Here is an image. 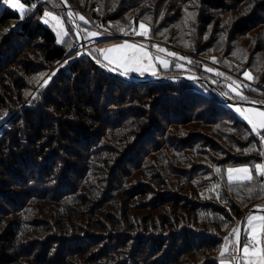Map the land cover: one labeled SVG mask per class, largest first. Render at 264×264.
<instances>
[{
  "label": "trees",
  "instance_id": "16d2710c",
  "mask_svg": "<svg viewBox=\"0 0 264 264\" xmlns=\"http://www.w3.org/2000/svg\"><path fill=\"white\" fill-rule=\"evenodd\" d=\"M190 2L198 4L195 13ZM249 3L260 8L257 11L264 9V0H86V14L105 29L115 23L129 29L149 21L153 37L159 32L166 36L168 31L170 39L180 34L189 39L197 30L203 34L202 42L194 41L191 52L203 57L208 48L225 45L219 40L221 31L245 35L258 25L255 13L243 17L240 5ZM236 7L237 21L222 25L229 9ZM40 15L41 10L35 9L21 18L19 11L0 4V118L14 114L11 129L0 137V264H174L185 254L195 264H219L216 253L224 239L231 237L250 208L264 207L263 177L250 185L229 184L223 174L226 165L264 161L260 136L235 117L233 104L206 83L126 82L99 69L86 55L62 67L47 87L39 89L35 106L21 108L23 91L32 87V77L71 52V43H59ZM201 70L211 74L204 66ZM204 79L216 88L207 76ZM175 96L180 97L174 100ZM172 101H183L177 116L184 119L190 113L184 122L209 123L216 121L217 114L224 120L232 114L234 125L228 124L226 133L231 148L221 147L210 135L198 137L212 146L206 143L200 148L225 156L212 158L222 171L221 178L211 179L218 191L211 196L230 205V213L211 201L182 199L181 174L192 180L197 174L216 171L201 162L183 169L163 151L166 140L159 137ZM151 110L162 123L149 117ZM205 113L209 119L202 117ZM198 138L182 139L178 151L193 149ZM144 140L150 146L145 147ZM234 147L239 152L232 153ZM153 153L157 156L150 157ZM140 155V163L126 167ZM15 187L22 191L16 192ZM33 201L54 207L41 212ZM191 224L197 227H186ZM244 240L243 236L242 244Z\"/></svg>",
  "mask_w": 264,
  "mask_h": 264
},
{
  "label": "rangeland",
  "instance_id": "374dc122",
  "mask_svg": "<svg viewBox=\"0 0 264 264\" xmlns=\"http://www.w3.org/2000/svg\"><path fill=\"white\" fill-rule=\"evenodd\" d=\"M66 0V2L69 4L72 12L75 15L76 20H77V25L79 26V30L81 31L83 43H80V38L79 35L76 33V26L72 23L67 11L64 8L63 1L61 0H18L19 4H22L23 7V12L24 14L27 11L33 12L35 9L38 12V10H41V15H40V20L45 24L47 27L51 28L53 32L56 34L58 41L61 39L63 40L62 43L67 42L66 44H70V53L69 55L62 60L61 62H58L56 65L52 66L51 68L47 70H41L37 72L33 77H32V87L29 89H25L23 91L22 97H23V107L25 106H35L34 101L38 97L39 89H42L44 87H47L52 81L54 76L57 74V72L62 68L66 67L70 62L73 60L79 58L80 56L84 55L82 52V46L83 48H86L87 52L91 55V57L101 64L111 68L112 71L115 73L121 75V72L123 69L121 67H117L115 64H109L108 61L104 58L102 55V50H107L109 48L114 47L117 44H121L125 41L129 43H135L139 45H143L148 52L151 53L153 60H152V65L154 66L156 75H152V68L148 67L147 61L144 62V70L143 74H141L139 71L136 72H128L126 75H121L125 77H130V78H136V77H142V80H136V82L132 83H141V84H158V82H153V81H146L147 78L153 79V80H158V79H163L167 78L169 79L167 82H164L165 84H170L172 82L179 83V82H185L181 81V77H193L195 80L194 81H201L204 80V76H207L215 85L216 88H218L221 92L223 91L226 93L227 97L233 101V105H230V109L233 113V115L242 121L248 122L243 119V117L236 111L237 108H240L242 110H249V109H257L260 111H264L263 108L255 106L254 104H247L248 102H255L258 104H264V9L257 11L259 9H254V6H251V3L247 5H240L243 8L244 15L243 17L250 16L251 14L255 13V16L259 19L258 25L256 27H252V29L245 35H235L231 36L230 30L227 31H221V36L220 39L224 44H220L218 46H214L211 48H208L205 52L202 53L203 57H196L194 53H192V43L196 40H198L200 43L202 42L203 34H198L197 30L195 32H192V38L190 37L187 39V37H184L183 35H176L173 39H170L171 37L168 36V31H166V36L165 32H159L157 36L153 37V30L151 31V28L149 27V21H143V23L150 29V33L148 38L137 36L134 34L130 35H124L119 29L123 28L126 31L131 32V28L135 27L137 30H139V25L133 24L131 25V28L128 29V27L124 26V23H115L112 25L107 26V28H103L98 23H94L89 20L87 17L89 14V8L86 5V0ZM0 4H2L4 7L6 5H9L11 8H13L7 0H0ZM257 4V3H256ZM33 5L35 7H33ZM167 6V5H165ZM188 6H191L190 10L192 13H195V9L198 6V4H194L190 2ZM187 7V6H185ZM87 8V9H86ZM14 10H17L21 13V9L19 8H13ZM251 9V10H250ZM167 11V8H165ZM175 10V9H174ZM173 10V13H174ZM51 12L53 15L58 16L62 21H63V30L68 31L67 36H58L57 32L61 31V28L55 24L54 21H52L50 18L49 23H44V12ZM164 11V13L168 12ZM250 13H247V12ZM176 12V11H175ZM87 13V14H86ZM215 14L218 12H214ZM240 13L239 7L229 9V11L226 13L225 19L222 21V25H231V21H237L235 18V15H238ZM79 16H83L89 23L85 24L84 21L79 19ZM101 18V17H99ZM102 19V18H101ZM124 20V19H123ZM125 22V21H124ZM91 23V24H90ZM127 24V23H125ZM128 25V24H127ZM221 25V26H222ZM157 24H155V27ZM90 32H96L99 35L95 38L89 37L88 33ZM219 38V35L217 36ZM74 41V42H71ZM61 43V42H59ZM73 43V44H72ZM153 45H157L160 48L167 49L169 52H175L178 54V56H183L187 59L185 60H180L177 59L176 57L168 56L166 53L162 52H157L156 48L153 47ZM226 49H228V54L226 52ZM112 56L117 55L116 53L110 54ZM156 57H160L163 60L168 61V67H164L162 63H160ZM199 58V59H198ZM213 59H215L216 63H213ZM191 61L189 63L188 61ZM200 61L203 62L202 66L200 65ZM207 67V68H212L214 69L213 72L204 73L201 70V67ZM177 68V69H175ZM104 71V70H103ZM220 72L223 73L221 76L215 75V72ZM107 72V71H104ZM245 72H250L253 79L248 80L245 79L244 73ZM54 73V75H53ZM109 73V72H107ZM202 73V74H199ZM110 74V73H109ZM207 74V75H206ZM50 77V79H49ZM203 77V78H202ZM227 77H230L231 79H227ZM201 79V80H199ZM47 81V83H45ZM233 81H236L237 84H239L241 87L238 89L240 91L241 95L238 96L235 91H232L229 88V85L233 83ZM207 82V81H206ZM163 83V82H162ZM205 83V82H203ZM199 85V84H197ZM208 85V84H207ZM186 86V85H185ZM201 87V85H199ZM199 86H196L197 91H201L202 88ZM235 87V85H233ZM158 95V94H157ZM159 96V95H158ZM161 96H159L160 98ZM180 96H175L174 100H178ZM242 97H246L247 99H244ZM155 99V98H154ZM153 99V100H154ZM152 100V102H154ZM182 102L183 101H172L169 104L172 107L169 113V117L166 119L167 122H163L164 124V134L159 137V139H162L165 137L166 143L164 144V149L163 151H167L172 159L174 160V164H176L178 167H181L183 169H192L194 166L195 162H201L203 163V166H208V170L210 171L211 168L215 169L217 168V163H214V159H221L222 157H225L224 155H218L214 152H210L209 150H206L205 147H201L200 145L209 144V140L207 139H202L198 138L200 137L201 133H204L205 136L210 135L212 139L215 141H218L221 144V147L224 148H231L230 145H227L230 140L228 136H226V133L228 132L229 128L227 127L228 124L234 125V122L230 116L224 120L223 116L221 114H217L215 117L216 121L213 122H204L202 120H191L184 122L186 118H189L190 113H186L184 116V119L182 117H179L176 114V111L179 109V107H182ZM247 102V103H246ZM186 105V102L184 103V106ZM20 108V109H21ZM159 115L153 114V111L151 110L149 117L156 119L158 123H162V118L158 117ZM14 117V114H9L7 116L1 117L0 118V137L5 129H11V121L12 118ZM205 119H209L208 114H203L202 116ZM177 122V123H174ZM249 125V124H248ZM251 127V125H249ZM241 127V126H238ZM163 128V129H164ZM184 129H189L185 131ZM191 132V133H189ZM224 133V134H222ZM153 137H155V134H151ZM173 135L177 136L179 135V138H172ZM191 135H195V137H190ZM151 138V137H150ZM149 138V140H150ZM194 138L200 139V142L195 145L193 149L191 148H186L183 150L177 149L178 144H182L181 140L182 139H189L193 140ZM149 140H144V146L146 147L147 145L150 146ZM164 142V141H163ZM260 142L263 145V153H264V142ZM209 147L212 148L211 144H209ZM239 148L234 147L232 149V153L239 152ZM202 153V154H201ZM150 157L157 156V153L149 154ZM162 155H160L161 157ZM187 156L190 158L189 160L191 161V158L194 159L191 162H188L187 159L185 158ZM264 156V154H263ZM142 155L138 157V159L133 160L134 163L132 165L129 163H126V167H131V166H136L138 163L141 162L142 160ZM212 158H214L212 160ZM169 162V161H168ZM147 162L144 163L146 166ZM257 164H264V161H259V162H251V163H244L240 165H226L223 171L224 174V180L228 183L227 181V174L226 170L228 168H241V167H249L253 169V176L254 179L256 177H260L256 175L255 173V165ZM27 170L29 171L30 169ZM222 168V167H221ZM220 168V169H221ZM39 169L36 168L35 171ZM37 171V172H38ZM222 171V169H221ZM221 173V172H220ZM136 174V171H135ZM208 175L200 176L196 175L192 180L187 177L185 174H181V176L178 178L180 179L185 186V189L182 192V199H195V200H200V201H206V203H215L217 206L222 207L227 213L231 212L230 205H222L219 199H217V196H211L212 192H218L217 187L215 184L213 185L212 178L218 179L219 174L216 172H209L206 173ZM177 178L176 176H173ZM221 178V177H220ZM264 178V177H263ZM206 179H210L211 183H208ZM19 182V181H18ZM129 182V180H128ZM130 183V182H129ZM232 184H239V183H232ZM22 191L20 188L15 187L13 190ZM58 194V193H56ZM220 194V193H219ZM201 196V197H200ZM33 206L39 211L42 212L43 209L45 208H51L54 207V204L52 203H45L42 202L41 204L36 203V201H33ZM256 207H263V206H256ZM51 210V209H49ZM39 212V214H41ZM254 213V212H253ZM252 214V213H251ZM257 215H261L264 213H256ZM242 220V219H241ZM240 224H237V226ZM225 230L229 228L228 222H225L222 224ZM236 226V227H237ZM189 228H195L197 225L193 224L186 226ZM212 227H215L212 225ZM201 227L198 225V231H201ZM222 232V234H225L226 231ZM244 230H246V225H244ZM181 233L183 231H180ZM243 233L241 234L242 238ZM229 239H232V237H229ZM248 241L246 240L245 243ZM181 245H183L181 243ZM223 247V246H222ZM221 247V249H222ZM216 253L217 255H219ZM220 257V256H218ZM217 257V258H218ZM160 259V256L157 258V260ZM179 262H176L174 264H195L190 259L194 258L190 255H182L179 258ZM155 260H152L155 263ZM235 264V262H234Z\"/></svg>",
  "mask_w": 264,
  "mask_h": 264
},
{
  "label": "snow or ice",
  "instance_id": "6c2138e0",
  "mask_svg": "<svg viewBox=\"0 0 264 264\" xmlns=\"http://www.w3.org/2000/svg\"><path fill=\"white\" fill-rule=\"evenodd\" d=\"M7 2L13 8L21 9V18H23V5L19 4L18 0H7ZM66 2V0H65ZM33 7H35L33 5ZM69 17H72L73 14L69 12ZM191 17V14H189ZM44 23H49L50 18L52 21L55 22L57 26L61 28V31L57 32L58 36H67L68 31L63 30V21L56 15H53L51 12H44ZM79 19L84 21L85 24L89 23L83 16H79ZM124 35L134 34L137 36L148 38L150 29L141 22L139 24V30L135 27L131 28V32L126 31L123 28L119 29ZM99 34L96 32L88 33L89 37H97ZM58 42H63L61 39ZM156 48L157 52L166 53L168 56L176 57L180 60H185L187 58L183 56H178L175 52H169L167 49L160 48L157 45H153ZM116 53L117 55L112 56L110 54ZM102 55L108 61L109 64H115L117 67H121L123 71L121 75H126L128 72H136L139 71L143 74L144 70V62L147 61L148 67L152 68V75H156L154 66L152 65L153 57L150 52L146 50L143 45L129 43L127 41L117 44L112 48L107 50H102ZM156 59L164 65V67H168V61L161 59L160 57H156ZM191 63V61H188ZM213 63H216L215 59H213ZM207 72H213L214 69L212 68H205ZM54 75V73H53ZM215 75L221 76L223 73L215 72ZM245 79L252 80L253 77L250 72L244 73ZM193 79V77H189ZM50 79V77H49ZM227 79H231L227 77ZM47 83V81L45 82ZM235 85V87H233ZM241 86L233 81L229 88L232 91H235L238 96L241 95L238 89ZM225 95H227L225 93ZM247 99L246 97H242ZM255 103V102H253ZM236 111L240 113V115L245 119L249 125H251V130L256 133L257 136H260L261 141L264 142V111H260L257 109H249V110H242L237 108ZM264 154V153H262ZM255 173L260 177H264V164H257L255 165ZM217 174H220L221 169L215 168ZM227 174V181L229 184L232 183H240L245 185H250L253 180V169L249 167H241V168H228L226 170ZM261 190L264 191V182L261 183ZM248 191L251 192L253 189L251 187L248 188ZM256 213H264V208H257L254 213L249 214L246 217V220L242 222L246 225V230L244 233V238L248 241L247 243L241 242V226H237L232 230L230 234L232 239L225 238L223 241V247L220 250V259L219 264H234V262H239V264H264V214L257 215Z\"/></svg>",
  "mask_w": 264,
  "mask_h": 264
},
{
  "label": "water",
  "instance_id": "95a60500",
  "mask_svg": "<svg viewBox=\"0 0 264 264\" xmlns=\"http://www.w3.org/2000/svg\"><path fill=\"white\" fill-rule=\"evenodd\" d=\"M61 1H63L64 8H65V10L67 11V13H68V14H69V12L73 13L72 10H71V8H70V6H69V4H68L67 2H65V0H61ZM73 14H74V13H73ZM70 19H71L72 23L76 26V33L79 35V38L81 39V40H80V43L82 44V43H83V39H82L81 31L79 30V26L77 25V20H76L75 15H73L72 17H70ZM82 52H83L84 55L90 57V58L93 60V62L97 65V67H98L99 69L104 70V71H107V72H109L110 74H112V75H114V76H117V77L120 78V79L125 80L126 82H136V80H142V77H136V78H130V77H129V78H128V77L121 76V75L115 73L114 71L111 70V68H109V67H107V66L101 64V63L98 62L97 60L93 59V58L91 57V55L87 52L86 48H83V46H82ZM168 80H169V79H167V78L158 79V80H153V79H149V78H147L146 81H153V82H158V83H162V82H163V83H164V82H167ZM180 80H181V81H185V80L194 81L195 79H194V78H193V79H190V78H188V77H181ZM199 80H201V79H199ZM201 82H205L206 84H208V86L211 87V88L215 91V93H217V94H218L222 99H224L227 103H231V104H233V103L235 102V101L229 99V98H228L225 94H223L219 89L214 88L211 84L207 83L206 81L201 80ZM246 103H247V102H246ZM247 104H254L255 106H258V107H261V108L264 109V104L251 103V102H248ZM257 208H258V207H256V206L253 207V208H250V209L244 214V216H243V218H242V220L240 221V224H239V226H241V234H242V232H243V227H244V224H243L242 222H244V221L246 220V217H247L249 214L255 212V210H256ZM259 208H264V207H259ZM235 264H239V262L237 261V262H235Z\"/></svg>",
  "mask_w": 264,
  "mask_h": 264
},
{
  "label": "crops",
  "instance_id": "0c3cea01",
  "mask_svg": "<svg viewBox=\"0 0 264 264\" xmlns=\"http://www.w3.org/2000/svg\"><path fill=\"white\" fill-rule=\"evenodd\" d=\"M242 233H243V235H242V237H243L244 236V233H245L244 227H243V232ZM241 240H242V238H241ZM245 241H246V239L244 240V243H245Z\"/></svg>",
  "mask_w": 264,
  "mask_h": 264
}]
</instances>
